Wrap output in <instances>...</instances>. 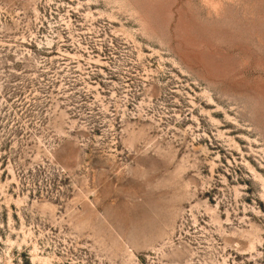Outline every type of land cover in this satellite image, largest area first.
Masks as SVG:
<instances>
[{"label":"rangeland","instance_id":"rangeland-1","mask_svg":"<svg viewBox=\"0 0 264 264\" xmlns=\"http://www.w3.org/2000/svg\"><path fill=\"white\" fill-rule=\"evenodd\" d=\"M0 264H264V0H0Z\"/></svg>","mask_w":264,"mask_h":264}]
</instances>
